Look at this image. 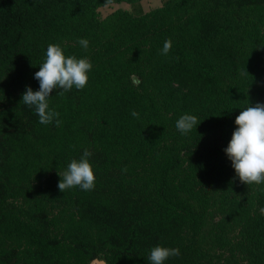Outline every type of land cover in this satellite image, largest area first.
I'll return each mask as SVG.
<instances>
[{
	"label": "trees",
	"instance_id": "obj_1",
	"mask_svg": "<svg viewBox=\"0 0 264 264\" xmlns=\"http://www.w3.org/2000/svg\"><path fill=\"white\" fill-rule=\"evenodd\" d=\"M49 44L93 65L83 90L48 98L60 127L21 102ZM256 103L264 0H0V264H150L158 245L180 249L164 264H264V184L224 151ZM184 114L201 122L186 135ZM84 149L94 190L60 192Z\"/></svg>",
	"mask_w": 264,
	"mask_h": 264
},
{
	"label": "clouds",
	"instance_id": "obj_2",
	"mask_svg": "<svg viewBox=\"0 0 264 264\" xmlns=\"http://www.w3.org/2000/svg\"><path fill=\"white\" fill-rule=\"evenodd\" d=\"M77 43L85 50L88 48V40L81 38ZM172 47L171 40L164 42L162 55H167ZM45 60L35 72L34 79L39 82V90L33 91L27 87L22 94L21 102L34 108L39 123L50 125L55 123L60 127L63 123L58 119L60 113L49 108L48 98L56 90L59 95L71 91L73 88L83 90L88 83V73L93 65L87 58H77L75 55H65L59 44H49L45 54ZM248 72L242 73L247 75ZM131 115L139 119V113L133 110ZM195 115L184 114L176 121V128L181 134H188L199 125ZM236 127L231 140L224 149L231 166L235 171V177L247 186L264 184V103H256L240 111L234 121ZM92 153L84 149L79 160L73 159L63 173H58L60 192L79 187L84 191L95 188V174L89 157ZM127 171V169H123ZM264 190V189H262ZM264 214V208L260 209ZM179 248L155 246L150 250L148 260L150 264H164L170 257H178Z\"/></svg>",
	"mask_w": 264,
	"mask_h": 264
},
{
	"label": "rangeland",
	"instance_id": "obj_3",
	"mask_svg": "<svg viewBox=\"0 0 264 264\" xmlns=\"http://www.w3.org/2000/svg\"><path fill=\"white\" fill-rule=\"evenodd\" d=\"M142 5L145 11H150L162 5V0H142ZM118 8L130 9V5L126 2L110 3L99 8V13L102 17H106ZM102 259H96L93 264H104Z\"/></svg>",
	"mask_w": 264,
	"mask_h": 264
},
{
	"label": "water",
	"instance_id": "obj_4",
	"mask_svg": "<svg viewBox=\"0 0 264 264\" xmlns=\"http://www.w3.org/2000/svg\"><path fill=\"white\" fill-rule=\"evenodd\" d=\"M136 81H138V78H136Z\"/></svg>",
	"mask_w": 264,
	"mask_h": 264
}]
</instances>
